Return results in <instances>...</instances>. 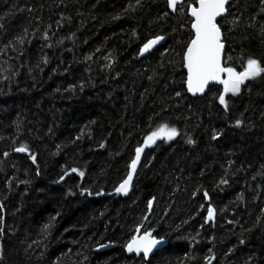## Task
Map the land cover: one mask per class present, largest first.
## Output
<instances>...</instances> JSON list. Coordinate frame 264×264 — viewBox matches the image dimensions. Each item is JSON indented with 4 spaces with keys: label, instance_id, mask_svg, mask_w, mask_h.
Masks as SVG:
<instances>
[{
    "label": "trees",
    "instance_id": "obj_1",
    "mask_svg": "<svg viewBox=\"0 0 264 264\" xmlns=\"http://www.w3.org/2000/svg\"><path fill=\"white\" fill-rule=\"evenodd\" d=\"M192 2L0 0V264H264V73L225 93L227 111L224 84L191 95ZM260 7L231 0L218 22L238 73L249 57L264 67ZM164 124L179 135L145 146ZM137 147L131 193L111 194ZM140 226L168 242L148 260L125 251Z\"/></svg>",
    "mask_w": 264,
    "mask_h": 264
},
{
    "label": "snow or ice",
    "instance_id": "obj_2",
    "mask_svg": "<svg viewBox=\"0 0 264 264\" xmlns=\"http://www.w3.org/2000/svg\"><path fill=\"white\" fill-rule=\"evenodd\" d=\"M137 5L140 4V0H136ZM183 3V0H167V7L172 12H177L178 5ZM229 4V0H193L192 3L188 4L187 13L193 18L191 22V28L194 32V36L186 44V49L182 54L183 67L187 69V90L188 92L195 95L196 93H203L205 88L209 85L211 81H219L224 84V93L219 95V103L224 106L225 110H228V104L225 99V93L231 92L233 95L240 92L241 85L245 83L246 80L255 79L264 73V67L261 66V61L258 59L249 57L244 66L242 72H236L232 67H225L222 64L225 43L223 40V34L221 31V25L217 22L218 17H224L225 13L228 12L226 5ZM260 12L259 15L264 16V0H260ZM132 5H129L131 8ZM30 11V9H29ZM167 15V13H165ZM118 18V17H116ZM256 20V16L252 17V21ZM240 22L239 17H234L232 24L238 25ZM255 23H249L246 25L248 28L255 27ZM261 34L264 35V24L260 25ZM45 38L47 36L45 35ZM20 42H23L22 38H17ZM163 36H156L154 39L148 40L143 47L140 49L141 54L148 52L153 45L157 44L159 41L163 40ZM231 59V57H227ZM221 74H227V79H221ZM151 79V77H149ZM177 96L180 95L179 92L176 93ZM242 121L237 119L235 121V126L240 127ZM161 136V133H165ZM179 135L176 128H168V125H160L157 131L151 132L144 139V145L155 143L157 138L172 140L174 137ZM219 134L213 135V139H217ZM79 139V137H77ZM189 144L194 143V141L189 138L187 141ZM100 147H104L103 144ZM14 151L18 153L28 152V146L25 144L16 147ZM144 151L143 147H137L135 149V156L132 158L130 164L128 165L129 171L127 173V178L124 179L119 186L115 189L117 193L127 194L130 187V182L133 179L134 173L137 171V166L141 160V153ZM5 156L8 153H4ZM32 162H36V157L31 156ZM72 173H78L79 176L83 177L84 173L76 168L71 169ZM69 175L65 172L64 175L60 177L63 181L65 176ZM221 184H227L228 181L221 179ZM87 193L92 195L88 189H84L81 195ZM101 195V192L96 193ZM204 197L208 198V193L204 192ZM242 198V197H241ZM152 200H149L148 207L152 208ZM203 207V206H202ZM3 209V204L0 203V210ZM207 220L210 221L214 216V209L209 206L207 209ZM145 219H147L145 217ZM3 218L0 217V224H2ZM51 227V224L45 225V231ZM142 227V226H140ZM140 227H137L136 231H140ZM3 228L0 227V235L3 234ZM165 242L164 237L157 239L152 236L150 231H145L143 236H134L132 240L125 246L129 253L135 252L137 256L143 253V259L147 260L149 254L153 251L159 244ZM241 244L244 243L243 240L240 241ZM100 247H105V245H100ZM2 251V250H0ZM0 255V259H2ZM214 258V257H213Z\"/></svg>",
    "mask_w": 264,
    "mask_h": 264
},
{
    "label": "water",
    "instance_id": "obj_3",
    "mask_svg": "<svg viewBox=\"0 0 264 264\" xmlns=\"http://www.w3.org/2000/svg\"><path fill=\"white\" fill-rule=\"evenodd\" d=\"M185 1H186V0H183V2H185ZM230 2H231V0H229V4H230ZM181 4H182V3H181ZM229 4L226 5V8H228ZM179 5H180V4H179ZM226 15H227V13H225L224 17H225ZM224 17H218V18H217V22H219V21H220L221 19H223ZM192 31H193V30H192ZM221 31H222V30H221ZM193 33H194V32H193ZM222 34H223V33H222ZM163 37H164V39L161 40V41H159L157 44L153 45L152 48H151L148 52H145V53H143V54H141V52H139L138 57H139V58L144 57V56H146L147 54L153 52L156 48H158V47L161 46L162 44H164L165 41H166V37H165V36H163ZM151 39H154V38H151ZM223 40H224V37H223ZM224 43H225V42H224ZM142 47H143V46H142ZM142 47H141V48H142ZM225 50H226V44H225L224 55H223V60H222V64H223V66H225V65H224ZM186 70H187V69H186ZM221 79H227V74H221ZM215 84H222V83H220L219 81H211V82H209V85L205 88V90H204L203 93H196L195 95H193V94L190 93V92H189V93H190L191 95H193V96H203V95L206 93V91H207L212 85H215ZM142 156H143V152L141 153V160H142ZM141 160H140V162H139V164H138V166H137V171H138V169H139V166H140ZM137 171H136V173H134V175H133V179H132V181L130 182V187H129V189H128L127 194H124V193H122V192H121V193H117L115 190H114L111 194H115V195H118V196H127L128 194H130L131 191H132L133 183H134L135 178H136V175H137ZM126 178H127V176H126ZM126 178H125V179H126ZM118 186H119V185H118ZM116 188H117V187H116ZM151 200L153 201V203H152V208L148 210V215H147L146 218H148V216L150 215V213H151V211H152V209H153L154 198L151 199ZM207 201H209V199H207ZM145 220H147V219H145ZM208 222H213V223L216 222V213H215V211H214L213 219L210 220V221H208ZM143 234H144V233H142V227H140V231H139V232H136L135 236H143ZM153 237H154V236H153ZM157 239H159V238H157ZM167 244H168V242L165 240V242H164L163 244H159V245H157L155 248H153V251L149 254V258H150V257H151L156 251H158V250H160V249L166 247ZM125 251H126V253H127L128 255H130V256H132V255L137 256L135 252L129 253V252L126 250V247H125ZM141 255H143V253H141L139 256H141ZM139 256H137V257H139ZM149 258H148V259H149ZM148 259H147V260H148Z\"/></svg>",
    "mask_w": 264,
    "mask_h": 264
},
{
    "label": "rangeland",
    "instance_id": "obj_4",
    "mask_svg": "<svg viewBox=\"0 0 264 264\" xmlns=\"http://www.w3.org/2000/svg\"><path fill=\"white\" fill-rule=\"evenodd\" d=\"M165 134H166V132H165V133H161V136H163V135H165ZM158 139H159V138H157L156 141H157ZM149 145H150V144H149Z\"/></svg>",
    "mask_w": 264,
    "mask_h": 264
}]
</instances>
